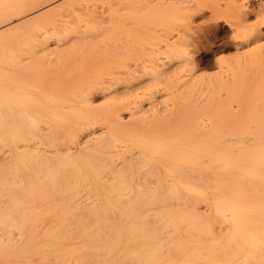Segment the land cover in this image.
<instances>
[{
	"label": "bare ground",
	"instance_id": "1",
	"mask_svg": "<svg viewBox=\"0 0 264 264\" xmlns=\"http://www.w3.org/2000/svg\"><path fill=\"white\" fill-rule=\"evenodd\" d=\"M259 7L0 0V264H264Z\"/></svg>",
	"mask_w": 264,
	"mask_h": 264
},
{
	"label": "rangeland",
	"instance_id": "2",
	"mask_svg": "<svg viewBox=\"0 0 264 264\" xmlns=\"http://www.w3.org/2000/svg\"><path fill=\"white\" fill-rule=\"evenodd\" d=\"M221 25V26H220ZM219 33H220V35H219V38L221 39H219L218 38V40H214L215 41V43L213 44L214 45V47L212 48V50L211 49H207V45L205 46L206 47V50L203 48V49H201L200 50V52L198 51L197 53V57L198 58H204L205 59V63L203 64V66H202V73H206V74H216V72H217V69H216V67H214L213 65H214V63H215V59H217V58H219L220 56H222L223 57V55L224 56H226V54H228V56L230 55V56H232V55H234V51H235V53H236V50L234 49V48H229L228 46H229V44H230V42H231V40H228V38H229V36H230V33H231V29H230V27L225 23V22H223V21H221L220 23H219ZM221 30V31H220ZM222 37V38H221ZM223 39V40H222ZM225 39V40H224ZM212 41H210V43H211ZM220 43V44H219ZM205 44H209L207 41L205 42ZM212 44V43H211ZM210 44V45H211ZM226 45V46H225ZM219 46H221L222 48L219 50L218 49V52H217V47H219ZM226 48V49H224V47ZM213 49H215V51H213ZM215 53V54H214ZM222 53H224V54H222ZM222 54V55H221ZM219 56V57H218ZM217 57V58H216ZM203 59V60H204ZM210 59V60H209ZM202 61V60H201ZM204 68V69H203Z\"/></svg>",
	"mask_w": 264,
	"mask_h": 264
},
{
	"label": "snow or ice",
	"instance_id": "3",
	"mask_svg": "<svg viewBox=\"0 0 264 264\" xmlns=\"http://www.w3.org/2000/svg\"><path fill=\"white\" fill-rule=\"evenodd\" d=\"M258 11L260 14V22L264 23V0H260V7ZM221 60H223V57H221Z\"/></svg>",
	"mask_w": 264,
	"mask_h": 264
}]
</instances>
